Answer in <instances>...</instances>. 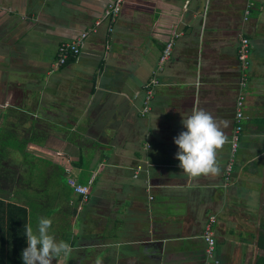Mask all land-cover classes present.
I'll return each mask as SVG.
<instances>
[{
  "label": "crops",
  "instance_id": "1",
  "mask_svg": "<svg viewBox=\"0 0 264 264\" xmlns=\"http://www.w3.org/2000/svg\"><path fill=\"white\" fill-rule=\"evenodd\" d=\"M44 2L0 0V139L35 140L24 150H40L29 158L33 174L21 152L0 143V172L8 176L0 178V264H23L24 226L35 231L40 217L51 219L50 234L73 249L53 264H203L210 214L218 264H264V0H124L113 29L101 23L79 55L57 68L58 44L91 25L112 0H68L61 18L45 13ZM172 31L178 36L160 70ZM241 35L251 42V64L226 183ZM32 45L50 61L25 55ZM153 76L160 84L146 114L145 85ZM194 109L228 123L218 176L190 179L176 159L174 138L187 130L182 120ZM56 151L89 184L87 199L71 191ZM6 155L15 160L7 163ZM28 174L35 178L24 183ZM42 183L67 189L36 196L37 203L50 201L37 214L28 196Z\"/></svg>",
  "mask_w": 264,
  "mask_h": 264
},
{
  "label": "built area",
  "instance_id": "2",
  "mask_svg": "<svg viewBox=\"0 0 264 264\" xmlns=\"http://www.w3.org/2000/svg\"><path fill=\"white\" fill-rule=\"evenodd\" d=\"M124 0H112L106 8L103 10L102 15L99 18L94 19L93 27H87L78 32V34L72 39L61 41L56 49V58L53 63L55 68L66 63V60L73 56H78L81 52V48L83 47L86 39H88L89 34H93L98 32V26L105 22L108 24L109 31L113 29V23L116 21L122 7V3ZM252 6V2L248 1L245 5L244 9V19H247L249 15L250 8ZM110 25V26H109ZM178 33L176 31H172L170 36L166 39L164 46L162 48L159 60V69L161 70L163 64L169 59L171 54V49L174 44L175 39L177 38ZM251 44L247 37L241 35L239 37V42L237 46V59L239 63V80H238V93L234 104V119H235V128L233 129L231 139H230V147H229V156L228 160L224 165L223 178L226 183L230 182L233 176V171L235 167V163L237 160L239 143L241 139V133L243 130L242 122L245 119L244 116V107L245 100L247 96V82H248V70L251 64ZM159 79L156 76H153L150 81L145 85L146 88V100H145V108L144 112L147 114L151 109V101L152 95L155 85L158 86ZM57 155H56V154ZM54 153L56 157V161H59V156H63V153L56 151ZM61 165L64 168L66 173V182L71 187L73 193L81 196L82 199H87L90 189L88 183H82L76 179L75 174L72 171V166L69 160H62ZM216 222V217L214 214H210L207 218V222L204 224L202 237L205 243L204 247V262L203 264H218V261L214 258L215 252V236L213 224Z\"/></svg>",
  "mask_w": 264,
  "mask_h": 264
},
{
  "label": "clouds",
  "instance_id": "3",
  "mask_svg": "<svg viewBox=\"0 0 264 264\" xmlns=\"http://www.w3.org/2000/svg\"><path fill=\"white\" fill-rule=\"evenodd\" d=\"M182 124L187 130L174 138V143L178 145L176 159L183 173L190 179L218 176L221 169L217 153L228 142L223 130L228 123L218 121L203 109H194L190 116L183 117ZM51 226L52 220L46 217L39 218L35 231L31 223L25 224L28 247L22 252L23 264H53L62 254H71L72 246L66 241H57L50 234Z\"/></svg>",
  "mask_w": 264,
  "mask_h": 264
},
{
  "label": "rangeland",
  "instance_id": "4",
  "mask_svg": "<svg viewBox=\"0 0 264 264\" xmlns=\"http://www.w3.org/2000/svg\"><path fill=\"white\" fill-rule=\"evenodd\" d=\"M12 4L13 3H16V0H9ZM29 2L30 1H35V0H28ZM49 2V4H48V7H47V4L46 3H48ZM45 5H46V7H47V10H45L44 12L45 13H48L49 15L50 14H54L56 17L58 16V17H60L61 18V12H62V9L66 6V7H70V4L68 3V0H63V1H59V4H58V1H53V0H49V1H47V0H45ZM58 5V6H57ZM61 5H63V6H61ZM3 38L4 39H6L8 42H9V40L10 39H13L14 37H12V34L10 33V32H8V33H6L5 35H3ZM24 43H25V45H21L22 44V42L20 43V50L22 51L25 47H26V45H27V42H25L24 41ZM4 44H5V41H4ZM3 44V45H4ZM15 49V48H14ZM57 49V48H56ZM46 53V51H45V49H41V48H39V45H32L30 48H26V50H25V55H27V56H33V57H36V56H39L41 59V62H49L50 61V59H47V54H45ZM11 136V140H8V141H18V140H16L14 137H13V135H10ZM37 148L38 147H36V146H28V149H30L31 151H38L37 150ZM58 152H60V151H58ZM60 153H62V152H60ZM56 154V153H55ZM57 155V154H56ZM33 156H35V155H33ZM59 156V160H64V158H65V156L63 155V156H61V155H58ZM36 157V156H35ZM53 158H55L56 159V157H55V155H53ZM7 159V163L8 162H11V161H14L15 160V158H14V156H12V157H10V156H8V155H6V158H5V160ZM65 172V171H64ZM30 175L28 174V177H29ZM42 185H43V187H41V189H36L35 191H31V189L29 190V191H31V193L29 194V200H28V204L31 206V207H33V208H35V210H33V211H36L37 212V214H38V212H39V210H38V208H40V209H44V207H46V206H50V201H49V199H48V201H46V203H37V199H36V196H38V195H41V193H43V194H47V195H49V194H51L52 192H55V191H57L58 190V192L61 190V191H63V189H67V185L66 184H53V183H50V184H48V183H42ZM49 198V197H48ZM38 207V208H37Z\"/></svg>",
  "mask_w": 264,
  "mask_h": 264
},
{
  "label": "trees",
  "instance_id": "5",
  "mask_svg": "<svg viewBox=\"0 0 264 264\" xmlns=\"http://www.w3.org/2000/svg\"><path fill=\"white\" fill-rule=\"evenodd\" d=\"M92 24H93V22H92ZM89 25V26H87V27H90V28H94L93 27V25ZM107 45H108V43H107ZM72 59H74V57H69L67 60H66V63L67 62H69V61H71ZM66 63H64V65L66 64ZM63 66V65H62ZM8 140H11V139H0V143H2V144H4V145H6V146H10V147H13L14 149H16L17 151H19V152H21V154H22V157H23V159H24V161L25 162H27L28 164V168L30 169V171L33 173V174H35V169H36V167L35 166H33V162L31 161V160H29V158H32V151L30 150V149H27V151H25L24 150V145L26 146L27 145V143L28 142H33V143H36L37 141H35V140H26V141H8ZM41 149V148H40ZM38 152H40V150L38 151ZM62 169H63V171H64V168H63V166H62ZM3 172H0V178L2 179V180H4L2 177H3ZM4 177L5 178H7V179H5L4 181H6V180H8V176L5 174L4 175ZM31 178H35V176H30ZM30 177L29 178H25V179H23V182L25 183L26 181H30ZM76 179H79L78 181H80L81 179H82V177L80 176L79 178H77L76 177ZM10 180V179H9ZM1 181V180H0ZM10 182H11V180H10ZM80 182H82V183H84L83 181H80ZM71 191H72V189H71ZM81 197V196H80ZM9 206H12V208H17L18 210H21L22 212H23V216H24V209L22 208V207H19V206H14V205H12V204H8V207Z\"/></svg>",
  "mask_w": 264,
  "mask_h": 264
},
{
  "label": "bare ground",
  "instance_id": "6",
  "mask_svg": "<svg viewBox=\"0 0 264 264\" xmlns=\"http://www.w3.org/2000/svg\"><path fill=\"white\" fill-rule=\"evenodd\" d=\"M250 44H251V42H250Z\"/></svg>",
  "mask_w": 264,
  "mask_h": 264
}]
</instances>
